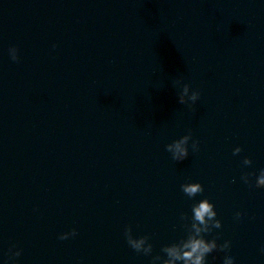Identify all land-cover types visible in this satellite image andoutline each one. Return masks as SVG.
Here are the masks:
<instances>
[{
    "label": "water",
    "instance_id": "water-1",
    "mask_svg": "<svg viewBox=\"0 0 264 264\" xmlns=\"http://www.w3.org/2000/svg\"><path fill=\"white\" fill-rule=\"evenodd\" d=\"M262 169L264 0H0V264H152L205 198L223 225L205 238L230 241L208 264H264Z\"/></svg>",
    "mask_w": 264,
    "mask_h": 264
},
{
    "label": "clouds",
    "instance_id": "clouds-1",
    "mask_svg": "<svg viewBox=\"0 0 264 264\" xmlns=\"http://www.w3.org/2000/svg\"><path fill=\"white\" fill-rule=\"evenodd\" d=\"M54 47H56L54 45ZM9 54L13 62H19V49L17 47H11ZM181 83V81H176ZM191 93V94H190ZM200 91H191V86L188 84L183 85L182 93L179 95V103L182 105H189L190 107L200 99ZM191 102V103H190ZM194 152L199 151V141L193 140L192 133L183 136L181 139L174 141L166 145V151L172 154V159L175 162H182L189 157V143ZM243 149L237 147L234 149L233 155H239ZM244 166H252L253 161L250 158L243 160ZM241 179L249 184L251 187V180L249 174H244ZM255 187L264 189V169H262L256 178ZM182 192L189 197L194 199L196 196L202 194L205 189L200 183H185L181 185ZM192 217L191 223H185L184 228L187 231V237L180 239L178 242L172 243L171 245L164 246L161 251L166 255H156L152 259V264H208V257L214 252H230V241H225L223 244H218L217 240L219 236L212 240L206 239V234H211L214 229H221L222 222L217 219L218 213L215 210V205L210 202L207 198L202 201L193 204L192 206ZM242 214L237 212L235 219L237 222L240 221ZM180 219L187 222L189 217L187 214H182ZM78 235L76 229H73L70 233L62 234L59 239L67 240L69 238ZM125 237L128 245L135 250L137 253H142L145 256H150L153 253L154 246L150 243V236H143L136 238L133 235V229L131 226L125 230ZM264 254V249L261 250ZM22 255V251H14L9 249V261H13ZM235 256L225 255L223 264H235Z\"/></svg>",
    "mask_w": 264,
    "mask_h": 264
}]
</instances>
